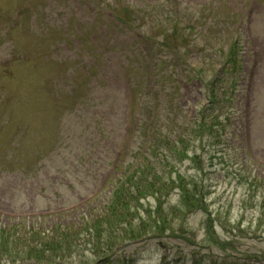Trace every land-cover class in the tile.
<instances>
[{
	"label": "rangeland",
	"instance_id": "374dc122",
	"mask_svg": "<svg viewBox=\"0 0 264 264\" xmlns=\"http://www.w3.org/2000/svg\"><path fill=\"white\" fill-rule=\"evenodd\" d=\"M133 16L128 26L156 41L160 29L177 27L188 43L168 38L167 47L185 57L188 77L165 44L156 46L161 63L141 55L146 43L120 24ZM216 74L225 86L233 81V92L217 87ZM212 88L220 95L209 103ZM149 90L169 118L154 134L131 137L140 116L133 119L132 94L135 109H151ZM163 141L179 154L151 150ZM128 168L156 184L204 190V208L185 209L170 188L159 201L138 200L144 227L132 205L131 223L101 225L98 242L82 241L91 220L108 214L114 180ZM251 177L264 182V0H0V225L73 226L69 239L82 242L58 264H264L261 193L243 180ZM140 228L151 237H128Z\"/></svg>",
	"mask_w": 264,
	"mask_h": 264
},
{
	"label": "trees",
	"instance_id": "16d2710c",
	"mask_svg": "<svg viewBox=\"0 0 264 264\" xmlns=\"http://www.w3.org/2000/svg\"><path fill=\"white\" fill-rule=\"evenodd\" d=\"M138 18L139 16H133V18L131 17V19H127L126 21H122L121 19L120 21L125 26H128L132 21L138 20ZM170 21H172V19L168 18V23H170ZM176 30H177V27H173V28L163 27L162 29H160L156 37L161 36V40H157V44L160 47H162L163 44H165V49H167V51L170 50L172 52V55L174 56V65L177 66L178 71L181 74H183L184 72H186L185 66L182 63V61L186 62L185 57L183 55H180L178 53V50L173 49V47L171 48L167 47V46H172L174 44V41H176V47H179V46H182L188 43V41L182 38L180 34H177ZM168 38H172V40L174 39V41L171 42L173 44H167ZM155 51H157V54H156L157 56L153 57V60L161 63L160 59L157 58L158 56H160L158 54L160 50L156 49ZM165 55H166V52L164 51V56ZM228 61H232L234 63L233 60H228ZM224 73H225V70L223 69L222 78L224 76ZM232 73L234 74V69L230 70L231 75H233ZM236 74H237V70L235 71V75ZM171 75L173 74L170 73L169 76ZM218 75L219 74L215 75V80H214L215 84L217 83V87L219 89H222V92H226L228 89H230V91L233 92L234 90V85H232L233 81L231 82L230 86H225L224 83H220L222 78L221 76L219 78ZM232 79L234 80L236 79V77L234 76ZM176 82L178 83V81ZM215 84L211 85V87H213ZM224 87L225 89L223 90ZM179 88L180 86L175 89L178 90ZM213 89L214 88H212L211 92H209V96H208L209 103H212L210 98L214 100L220 95V93L217 91V88L214 90ZM148 99H149L148 103L150 104L151 109L149 108V106L147 108L145 104H140L138 106L139 111L141 113H146L147 115V117L144 118L139 124V126L137 127L139 131V135L142 137H144L143 135L149 134L150 132L151 134H154L155 125L152 126L151 124H149V118L151 117L152 114H155L157 117H159L160 120L169 118V114H170V112H168L169 113L168 116L163 115V113L166 112L165 110L157 114V110H156L157 103L155 104L152 103V99L149 98V94H148ZM210 110L212 112L213 108H210ZM212 114H214L215 119L220 116L217 112H212ZM201 118L202 119L204 118V113L202 112H200V119ZM158 125L164 126L161 124V122ZM203 126H204V122L201 121L200 127L202 128ZM164 135L168 143L169 140H171V137L169 136L168 131H166ZM167 143L163 141V143L161 144H156V146H154L151 150L154 152L157 150V148L164 146L167 150H170V151L174 150V155L177 156V154H179V151L175 149L174 146H171V147L166 146L165 144ZM137 149L138 148H136V150ZM194 158L198 159L196 157H192L190 159H194ZM159 162L166 168V165L168 162L167 156L163 155L162 158L159 159ZM151 163H148V164L152 165ZM153 166H154L153 168L156 169L155 165ZM145 168L148 169L147 165L145 166ZM142 170H145V169H142ZM134 171H140V170L136 169L130 173L128 172L127 174H125L124 177L122 176L123 181L125 179L129 181L126 186H122L119 188L118 184L122 181V179L117 181L116 185L114 186L116 188L114 189V191L117 189L119 190L112 194L111 196L112 201L106 206V209L108 210V214L104 216L103 218L102 217L93 218V220H91L92 222L88 225V228L85 229V231H83L84 232L83 237L86 236V238L83 239L82 241L98 242L100 238L99 234L101 232V229H100L101 225H104L106 227H111V225H114L117 223H125V224L131 223L129 220H132V218H130L127 221L126 217L128 216L125 213L129 212L130 210L129 206L131 207L132 205L135 208L134 213H136V216H134L133 220L134 219L138 220V223L136 226L144 227L141 224L144 223L145 218L143 219V216H141L140 214L142 212L140 211V209L142 210V207L138 203L139 202L138 200H140L141 202V199L147 195L149 196L155 195V198L157 195L156 201L157 200L159 201L160 196L161 197L167 196V195L169 196L170 190H173L174 188L178 187L179 191L177 194L180 196V203L185 209L196 210L198 208H204L205 206L204 190H201L199 193H197L196 190H194V188H192L191 184L189 183L171 185V186L165 183L156 184L160 180L151 178L149 179V181H147V177L144 174H141L136 177V174L134 173ZM163 172L165 173V171ZM243 180L247 183L249 190L255 189L261 193V198L257 197L255 203H257L258 205L257 206L258 209L260 210L261 208H263L262 211L264 212V182L259 181L256 177L243 178ZM255 180H258V182L260 183H256ZM159 203L160 202H158L157 204V209H162V206H161L162 204L160 205ZM150 209H153V208L150 207ZM144 211L146 212V210ZM176 213L179 214L178 212ZM151 214H152L151 210H149L148 215H151ZM259 217L260 218L262 217V213H260ZM210 222L211 220L208 219V222H207L208 227H211ZM83 225L84 224H82L79 227H82ZM239 225L241 226V224ZM72 228L73 226H69V225H64L59 228L51 227L49 229H40V228L35 229L33 227L25 228L17 224H11L10 226L0 225V261H3L4 264H21L22 262H25L28 260H35V262L40 261V262L47 263V264H58V261L63 260V256H65L67 252H70L75 246L79 245L82 242L80 241L79 235H77L75 239H73L74 241L69 239L70 235L69 233H67V230L72 231ZM89 228H91V230H89ZM162 228H164V226H162ZM155 229H159V228L156 227ZM150 231H151V228L149 229L140 228L135 233H129L128 237L130 238V237H133L134 235L136 237H151V234H149ZM152 234L154 235V233ZM212 238H215V237H212ZM214 244L218 246L222 245L218 240H215ZM110 246L111 245H109V242H108L106 244V247H105L106 249H104V251L105 252L113 251L112 246L111 247Z\"/></svg>",
	"mask_w": 264,
	"mask_h": 264
}]
</instances>
